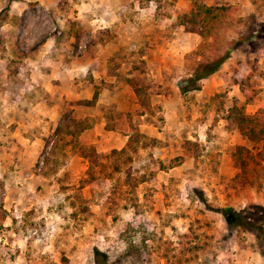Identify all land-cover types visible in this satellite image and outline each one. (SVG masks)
<instances>
[{
    "label": "rangeland",
    "instance_id": "374dc122",
    "mask_svg": "<svg viewBox=\"0 0 264 264\" xmlns=\"http://www.w3.org/2000/svg\"><path fill=\"white\" fill-rule=\"evenodd\" d=\"M196 1L222 9L207 48L199 47L203 38L187 0H0V264H264L254 234L231 228L217 211L264 217V159L256 155L264 144L253 150L221 118L233 99L244 102L242 79L258 90L246 114L264 112V0ZM109 11L117 19L103 29ZM69 29L79 35L69 36ZM104 32L115 35L107 48L99 43ZM229 45L230 58L199 90L180 93L177 85L199 61ZM120 53L122 75L130 60L137 62L134 76L145 79L152 104L160 106L155 115L142 112L132 89L119 83L114 103H79L101 81L115 82L103 60ZM47 69L60 82L52 96L41 82L52 84ZM72 85L80 99H72ZM67 110L91 127L110 115L113 131L127 136L136 124L160 143L127 152L126 165L117 156L101 160L111 178L81 186L87 161L69 146L52 147ZM111 140L93 146L109 155ZM77 141L91 145L87 133ZM236 146L261 162L243 178L233 166ZM176 157L184 162L169 168ZM115 162L122 164L118 172ZM129 171L139 182L134 189L126 185Z\"/></svg>",
    "mask_w": 264,
    "mask_h": 264
},
{
    "label": "trees",
    "instance_id": "16d2710c",
    "mask_svg": "<svg viewBox=\"0 0 264 264\" xmlns=\"http://www.w3.org/2000/svg\"><path fill=\"white\" fill-rule=\"evenodd\" d=\"M187 1L192 4V8L189 12L191 16V18H189L190 22L197 24L199 27V30L197 31L203 38L199 47L207 48V36L212 34V31L215 30L217 24L221 20L222 9L220 7H212L198 3L196 0ZM185 16L186 14L183 15V17ZM104 34V38L99 42L101 45H105L115 38V35L110 32H104ZM68 35L71 37H77L79 32L77 29H69ZM231 49L232 48L229 45L222 54L215 56L213 59L199 61L192 74L177 85L180 93L199 90L198 83L201 80L212 76L221 68V66L230 58ZM124 59L125 58L121 53L109 58L106 75L108 77H113L115 82L101 81L99 85L93 86L91 99L83 100L79 103L85 106H94L97 103L99 95L103 89H113L119 83L121 86H129L132 89L142 112H146V114H149L150 116L155 115V113L160 110V106L152 104L150 95L147 92V86L144 83L145 79H141L139 76H134L136 70L138 69V66H136L137 62L130 60L129 63H131L133 67L129 72L122 75L119 71ZM95 68L96 61H93L89 65V70ZM245 83L244 79L237 83L239 85L240 92L244 97V102L240 103L237 99H233V105L224 114H221V118L239 130L240 134L243 135L246 141L252 145V149L254 150L259 143L264 144V112L262 108H259L253 114H246L245 107L246 105L252 104L258 90L250 88ZM238 102L240 104H238ZM104 118L106 120L105 130H113L114 128L110 123L111 116L105 115ZM127 119L129 120V124H131L130 113L127 114ZM149 119L148 121L150 122L151 120ZM90 128L91 125L86 124L84 121L77 120L74 117L72 110H67L59 115L56 128L52 135L54 138L52 147L54 144L58 145L60 143L63 144L64 147L69 146L71 147L72 152L77 153L80 157L87 161L88 165L85 171V178L80 180L81 186L88 184H104L106 179L111 178L112 173L106 174L104 172L106 165L103 164L101 160L108 159L110 156H117L115 160H121L123 165H126L127 162H130L132 159L129 155H127V158L124 157V159H121L127 152L134 154L137 152L138 148L155 147L158 143H160L157 139L150 138L143 134L139 130L138 125L132 124L131 128H129L131 132L127 136V141L124 147L120 150L113 149L110 151L109 155H104L98 153L93 145L81 146L78 144L77 140L80 135ZM188 145L189 144L186 145V143H184V148L188 147ZM256 155L264 159V151H259ZM255 157L256 156L253 157L251 154L250 149H247L244 146L235 147L232 155L233 166L240 170L236 177L243 178L247 175L249 168L253 167L252 165L261 164V162L257 161ZM183 162V157H176L169 165V168L178 167ZM121 165V163L115 162L111 166L113 171L118 172L120 171ZM102 174H105V176L102 177ZM127 176L126 185L131 189H134L139 182L131 175L130 171L127 172ZM140 181L143 182L142 180ZM258 210H260V208ZM217 211L225 218L227 224H229L231 228L241 227L251 231L255 236L258 252L264 256V217L259 216L257 213L258 211L255 210L251 212L244 210L243 212H237L231 207L220 208ZM4 215L5 214H2L0 216V221L4 218Z\"/></svg>",
    "mask_w": 264,
    "mask_h": 264
},
{
    "label": "crops",
    "instance_id": "0c3cea01",
    "mask_svg": "<svg viewBox=\"0 0 264 264\" xmlns=\"http://www.w3.org/2000/svg\"><path fill=\"white\" fill-rule=\"evenodd\" d=\"M108 15L112 17L111 20L109 18L105 17V16H102L103 18H102V21L101 22H103V26H102L103 29H107V28L110 29L111 28L110 27L111 24L114 23L115 19H117V18H115L116 17V13L115 12H112V11L110 12L109 11ZM113 18H114V20H113ZM94 21H97V20H94ZM44 46L45 47H49V44L46 43V44H44ZM104 46H106V48H107L108 44L107 45H104ZM110 57L111 56L106 57L103 60V63H104V71H105L104 73L105 74L107 73V64L106 63L108 62L107 60H109ZM34 58L37 59L38 56L35 55ZM35 59H32V61L34 62ZM93 61H96V60L94 59ZM98 62H99V65H100L99 67L101 69H103V67L101 66V58L100 57H98ZM48 70H49L50 73L48 72ZM50 70L51 69H47L45 71L48 72V73H46V72H43V73H46L47 74V77L49 79H51L50 82H52V79H58L59 77L57 78V76L55 74V71L54 72H51ZM69 71H71L72 75H74L73 74V72H74L73 69L72 70L70 69ZM66 73H68V72H66ZM61 74H63V73H61ZM105 74H103V75H105ZM93 77H96V76H93ZM44 81L46 83V78H42V81L41 82L43 83ZM104 81H106V80H104ZM45 83H43V85H44V88L43 89H44V91L46 93H48L51 96L56 93V92L55 93L53 92L54 89L55 88L58 89L59 86H60V82H56V81L55 82H52L51 85H48V84H45ZM117 88L118 87H114L113 89H107V88L103 89V91L99 95V98L97 100L96 105H98L99 103H104V104H107V105L110 104V103H114L115 102L116 95H117V94H115V90H117ZM82 92H84V91H82ZM80 94H81V92L78 93V91L76 89H74L73 88V85H72L71 86V91H70V95L72 96V99H80L81 98L80 97ZM134 97H135V95H134ZM86 98L89 99V97H86ZM106 98H107V100H106ZM106 101H108V102L106 103ZM46 108H47V106H46ZM105 121L106 120H105L104 117L100 118V121L99 122L95 123V125H93L90 129H87L86 131H84L82 134L87 133V140H89V144H91V145H95V144L97 145V143L101 145V144H104L105 143L104 139L105 140L106 139L108 140V138H110V139L114 138V141L111 140V144L117 146L116 141H115V136H120L121 139L118 142V146L117 147L116 146L115 147H112L111 150H113V149H116V150L122 149L124 147L126 141H127V135L118 134V133H116L113 130H111V131L105 130V125H106V122ZM97 135H100L101 136V138L99 140L97 138ZM95 148H96V150H97L98 153H100V152L105 153L106 152V149L99 150L97 148V146H95Z\"/></svg>",
    "mask_w": 264,
    "mask_h": 264
}]
</instances>
